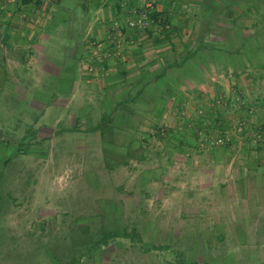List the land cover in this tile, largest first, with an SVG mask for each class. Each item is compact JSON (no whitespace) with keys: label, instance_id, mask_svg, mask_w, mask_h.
Wrapping results in <instances>:
<instances>
[{"label":"rangeland","instance_id":"obj_1","mask_svg":"<svg viewBox=\"0 0 264 264\" xmlns=\"http://www.w3.org/2000/svg\"><path fill=\"white\" fill-rule=\"evenodd\" d=\"M31 4L0 0V264H264V0H155L125 61L114 10Z\"/></svg>","mask_w":264,"mask_h":264},{"label":"built area","instance_id":"obj_2","mask_svg":"<svg viewBox=\"0 0 264 264\" xmlns=\"http://www.w3.org/2000/svg\"><path fill=\"white\" fill-rule=\"evenodd\" d=\"M138 0H121L120 6L122 9L121 16L118 20H115L108 32V39L110 43L105 47H109L111 55L118 57L125 61L126 57L123 54L122 40L127 39L122 37L121 30H126L127 33L133 34L135 32H161L165 31L168 26H164L163 21L159 17H152L151 14L154 10L155 0H139L143 3L142 6H130V4ZM114 45V48H111ZM101 45L96 43L91 44L90 52L92 55H97L98 51H101ZM99 61V59H98Z\"/></svg>","mask_w":264,"mask_h":264},{"label":"trees","instance_id":"obj_3","mask_svg":"<svg viewBox=\"0 0 264 264\" xmlns=\"http://www.w3.org/2000/svg\"><path fill=\"white\" fill-rule=\"evenodd\" d=\"M39 2V0H22V5H29L31 3H37ZM152 17H159L162 19L163 24H165V18L162 17L161 13H158V11H153L151 14ZM146 33L148 34V36H154V32L152 31H146ZM121 34L122 37L127 38V39H131L130 37H132V35L134 34H129L127 33L126 30H121ZM171 31L169 30H165L163 32V34L159 35V37H163V38H159L157 37L158 41H161L162 39H166L169 40L171 37ZM111 48H114V45H111ZM128 238L129 240H131L132 243H134L135 245H139L142 244V239L139 236V234L135 231L132 230L130 233L127 232H116V231H105L102 233V236L100 237V239L98 240L97 246H108L111 242L116 241L119 238ZM157 249V248H155ZM146 251H151L152 249L149 248H145ZM177 264H200L198 262H194V261H189L186 258H184V256L180 253L177 254ZM74 261H72V263L69 264H73Z\"/></svg>","mask_w":264,"mask_h":264},{"label":"crops","instance_id":"obj_4","mask_svg":"<svg viewBox=\"0 0 264 264\" xmlns=\"http://www.w3.org/2000/svg\"><path fill=\"white\" fill-rule=\"evenodd\" d=\"M120 1L121 0H88V4H86V5H88V6L89 5L90 6L95 5V6H97L99 8L98 10H100L101 14H107L109 12L110 16L113 15V10H114V15L113 16L120 17L121 16V12H122V9H121V6H120ZM30 5H32V4H30ZM142 5H143V3L141 1H139V0L138 1H134V2H132L130 4V6H142ZM25 7H29V5H27V6L25 5ZM106 10L108 11L107 13H106ZM15 22H17V20H15ZM16 24H18L21 27L20 23L17 22ZM22 25H23V23H22ZM27 32H29V31L27 30ZM41 32H42L41 34H44L43 30H41ZM32 33L33 32L30 31V34L28 35L29 38L32 37ZM43 38L46 40V38H49V36L45 35Z\"/></svg>","mask_w":264,"mask_h":264}]
</instances>
